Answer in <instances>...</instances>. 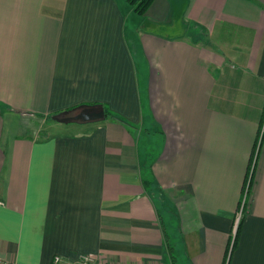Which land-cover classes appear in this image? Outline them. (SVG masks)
<instances>
[{
	"label": "crops",
	"instance_id": "1",
	"mask_svg": "<svg viewBox=\"0 0 264 264\" xmlns=\"http://www.w3.org/2000/svg\"><path fill=\"white\" fill-rule=\"evenodd\" d=\"M263 112L264 0H0V259L264 264Z\"/></svg>",
	"mask_w": 264,
	"mask_h": 264
},
{
	"label": "water",
	"instance_id": "2",
	"mask_svg": "<svg viewBox=\"0 0 264 264\" xmlns=\"http://www.w3.org/2000/svg\"><path fill=\"white\" fill-rule=\"evenodd\" d=\"M184 31L185 29L178 30L177 28L175 29V26H171L168 31L161 34L168 38H174L183 35ZM105 118L106 113L101 104H81L70 110L52 116L51 120L64 125H85L102 122Z\"/></svg>",
	"mask_w": 264,
	"mask_h": 264
},
{
	"label": "trees",
	"instance_id": "3",
	"mask_svg": "<svg viewBox=\"0 0 264 264\" xmlns=\"http://www.w3.org/2000/svg\"><path fill=\"white\" fill-rule=\"evenodd\" d=\"M153 0H126L127 4L133 9V11L135 13H137L138 15H143L145 14V12L147 11V9L149 8V6L151 5ZM110 112L107 113V116H109V118L113 117V118H116L114 117L113 115L109 114ZM263 117H264V112H263V116H262V120H263ZM48 120H51V117L48 118ZM117 121H122L121 119L119 118H116ZM261 120V126H260V131H261V127H262V122ZM261 140L258 136V140H257V144L255 145V150H254V153H253V159H252V162H251V165H250V168H249V171H248V174H247V180H249V185L250 182H252V175H253V171H254V167L255 166V159H256V152L259 148V144H260ZM255 155V156H254ZM247 180H246V183H247ZM249 185H248V188H249ZM241 220H242V216L241 218L239 219L238 221V224H237V228H236V233L234 235V239H233V248L235 246V243H236V238H237V233H238V229L240 227V224H241ZM228 261H226L225 264H227Z\"/></svg>",
	"mask_w": 264,
	"mask_h": 264
},
{
	"label": "rangeland",
	"instance_id": "4",
	"mask_svg": "<svg viewBox=\"0 0 264 264\" xmlns=\"http://www.w3.org/2000/svg\"><path fill=\"white\" fill-rule=\"evenodd\" d=\"M79 128H81L80 125H62L59 124L53 120H47V122H41L37 121V123H31L30 128L27 130L30 134H35V132L40 129L41 133L40 137L46 136V135H54L60 132H66V133H74ZM154 193L157 192V195H160V192L153 190ZM163 199V196H162ZM158 200V199H157ZM164 201H169V198L167 195H164Z\"/></svg>",
	"mask_w": 264,
	"mask_h": 264
},
{
	"label": "built area",
	"instance_id": "5",
	"mask_svg": "<svg viewBox=\"0 0 264 264\" xmlns=\"http://www.w3.org/2000/svg\"><path fill=\"white\" fill-rule=\"evenodd\" d=\"M262 122H263V124L261 127V131L259 133V138H261L263 133H264V117H263ZM248 184H249V180H247V183L245 185V194L247 193V190H248ZM242 208H244L243 204H241V206L239 208L236 221L239 220V218L243 212ZM95 260H96V258L93 254H79L76 257H74L73 259L65 258V257L60 256V255H55L51 261V264H94ZM0 264H15V263H10V262L3 261L0 259Z\"/></svg>",
	"mask_w": 264,
	"mask_h": 264
}]
</instances>
